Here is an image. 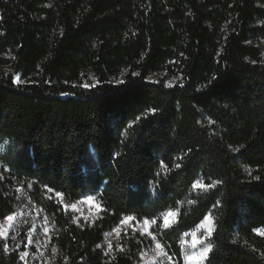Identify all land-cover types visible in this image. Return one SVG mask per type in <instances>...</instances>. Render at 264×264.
<instances>
[{"label":"trees","instance_id":"trees-1","mask_svg":"<svg viewBox=\"0 0 264 264\" xmlns=\"http://www.w3.org/2000/svg\"><path fill=\"white\" fill-rule=\"evenodd\" d=\"M5 142L19 165L0 167V224L24 217L0 264L43 228V264H139L141 234L109 236L177 207L179 232L153 230L178 264L208 213L211 264H264V0H0ZM86 196L101 212L79 223L65 206Z\"/></svg>","mask_w":264,"mask_h":264},{"label":"snow or ice","instance_id":"snow-or-ice-1","mask_svg":"<svg viewBox=\"0 0 264 264\" xmlns=\"http://www.w3.org/2000/svg\"><path fill=\"white\" fill-rule=\"evenodd\" d=\"M151 111L155 112V109H152ZM139 119V118H138ZM209 123H214V121H210ZM179 159H183V157H180ZM181 164L180 163H174L173 168H180ZM162 168L166 169L165 175H167V166L163 165L162 163ZM5 171H8V169H5ZM160 173L158 172L157 175ZM0 179H3V176L0 175ZM221 181H212L209 184L203 183L201 179H196L192 183V189L193 190H200V191H208L210 189L215 188ZM32 185L29 184L28 187H31ZM19 190V189H18ZM49 191H52L51 189H48ZM57 195H61L57 193ZM94 197H87L86 200L89 203H92L94 201ZM185 203V201H177V204L182 206ZM187 203L189 205H194L195 201L193 200H187ZM218 203V202H217ZM67 207V205L65 206ZM71 207L75 208L76 205L73 204ZM97 208H100V205L97 204ZM179 216V207L176 209H166L164 212L160 213L159 218H147L145 217L143 219V225L144 231L141 232V235H145L147 237H151V240L149 243L152 242V240H156L155 244V250H160L157 252V255H163L168 261L169 264H172V257L168 256L167 252L164 251V245H162L158 240H157V235L154 234V230L152 228L153 225H156L158 228L162 230H169L171 229V232L168 234H175L176 232H179L180 224L178 220ZM4 219H6L9 223V228L11 227V222L14 221L15 219V214L13 215H8ZM136 221V224H140L139 220H136V217L133 216H128L122 219L121 223L122 224H128L131 223L132 221ZM175 225V227H174ZM0 229H3V226L0 225ZM136 230V227L133 226V231ZM116 231V229H114ZM215 231V223L214 220L211 216V213H208L204 215L203 219L200 220V222L195 226L193 229H189L181 233L180 238L178 240V243L181 247V250L183 251L186 248H191L195 249V251L191 252L190 254L185 252L183 259H184V264H205V261H208L209 264H211V261L209 259V254L213 252L212 244L210 242V237L212 236L213 232ZM254 231H257L258 234L264 235V232H261L258 229H254ZM6 232L5 230H0V237L4 236ZM190 238V239H189ZM101 245H97V248H100ZM7 246L5 245V249ZM109 248H111V244H109ZM122 251V249H121ZM143 255H147L144 253ZM142 255V259H143Z\"/></svg>","mask_w":264,"mask_h":264},{"label":"rangeland","instance_id":"rangeland-1","mask_svg":"<svg viewBox=\"0 0 264 264\" xmlns=\"http://www.w3.org/2000/svg\"><path fill=\"white\" fill-rule=\"evenodd\" d=\"M3 146V151H0V167H5L6 169H11V167H15L19 165V162H14L13 157L8 158V160H4L3 157L7 156L9 153V143L5 142L2 144ZM169 147L168 146H159L153 153V157L158 160L163 159V153L168 151ZM91 197V196H86L84 199H82L79 203H76V207L73 208L71 205H67L66 209L72 214V216L75 218L76 221H79V223H90L93 222L100 214L101 208H97V201L94 199L92 203L87 202L86 198ZM143 199V197H142ZM141 198L139 199V202L142 200ZM212 216V214H211ZM24 217L23 212H19L18 214H15V219L13 222H11V227L9 228V223L7 220L0 224L3 226V229L0 230H5V235L2 236L1 238L7 239L10 237V235L17 233L18 229L17 226L20 222V220ZM179 217V216H178ZM214 223L215 219L212 216ZM34 222L40 225V223L37 221V218L34 217ZM143 222V221H142ZM140 222V224H136V221H132L131 223L128 224H123L121 228L117 229L114 231L108 238L107 240V247L109 248V244L112 246L117 243V240L120 238L122 233H126L129 230L133 231V226L136 227V230L134 232H138L139 234L144 231V225L143 223ZM154 226V225H153ZM152 226V228H153ZM53 231V230H52ZM261 232H264V230H260ZM51 230L48 228H43L42 230L39 231V234L34 237L35 232H33V239L30 241V246L33 248V250H30L27 254H24L21 257V261L23 264H43L46 263L45 258H47V255L45 253V244L44 242L47 240V236L50 234ZM214 233V232H213ZM213 235V234H212ZM260 235V234H259ZM147 243L146 247H144V253L147 255H143V259H140L139 264H169V261L163 256V255H157V252L160 250H155V244L156 240H152L151 243L149 241L151 240V237H147L145 235H142ZM263 236L264 235H260ZM212 236L210 237L211 241ZM190 239V238H189ZM213 248V246H212ZM195 251V249L191 248H186L184 249V253H191ZM35 252V253H34ZM141 255V257H142ZM184 255V254H183ZM49 257V256H48ZM172 264H178L175 260L172 259ZM184 264V263H183Z\"/></svg>","mask_w":264,"mask_h":264},{"label":"clouds","instance_id":"clouds-1","mask_svg":"<svg viewBox=\"0 0 264 264\" xmlns=\"http://www.w3.org/2000/svg\"><path fill=\"white\" fill-rule=\"evenodd\" d=\"M0 151H3V146H0Z\"/></svg>","mask_w":264,"mask_h":264}]
</instances>
